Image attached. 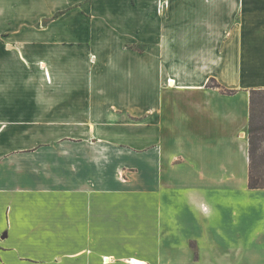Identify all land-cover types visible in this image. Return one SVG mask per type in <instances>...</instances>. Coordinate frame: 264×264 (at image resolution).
Instances as JSON below:
<instances>
[{
    "label": "crops",
    "instance_id": "crops-1",
    "mask_svg": "<svg viewBox=\"0 0 264 264\" xmlns=\"http://www.w3.org/2000/svg\"><path fill=\"white\" fill-rule=\"evenodd\" d=\"M257 88L264 0H0V264H264Z\"/></svg>",
    "mask_w": 264,
    "mask_h": 264
},
{
    "label": "trees",
    "instance_id": "trees-1",
    "mask_svg": "<svg viewBox=\"0 0 264 264\" xmlns=\"http://www.w3.org/2000/svg\"><path fill=\"white\" fill-rule=\"evenodd\" d=\"M214 84L220 86L213 80ZM231 92V90L225 89ZM251 113L248 127L250 171L249 187L264 188V88L251 90Z\"/></svg>",
    "mask_w": 264,
    "mask_h": 264
},
{
    "label": "built area",
    "instance_id": "built-area-1",
    "mask_svg": "<svg viewBox=\"0 0 264 264\" xmlns=\"http://www.w3.org/2000/svg\"><path fill=\"white\" fill-rule=\"evenodd\" d=\"M165 6H167V0H159V10L162 11Z\"/></svg>",
    "mask_w": 264,
    "mask_h": 264
}]
</instances>
